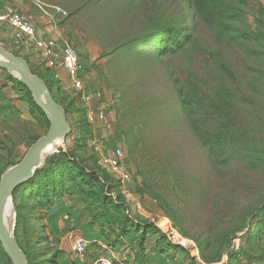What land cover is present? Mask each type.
Masks as SVG:
<instances>
[{
	"label": "rangeland",
	"instance_id": "obj_1",
	"mask_svg": "<svg viewBox=\"0 0 264 264\" xmlns=\"http://www.w3.org/2000/svg\"><path fill=\"white\" fill-rule=\"evenodd\" d=\"M38 1L49 6L60 7L67 12V16L58 17V24L63 30L65 39L77 52L81 71L87 69L86 74L89 69L95 71L93 86L99 90L90 105L92 110H89L87 103L80 95L68 97L67 101L60 100L64 104L73 100L74 108H85V113H78L76 116L66 114L74 127L73 134L52 145L45 160L54 157L61 150L73 149L75 138L85 135L87 138V134L80 133L79 129L84 128L86 124H91L93 138L84 141L86 148L78 149L80 156L85 158L91 167L94 165L93 159H96L97 163L106 169L115 181H118L106 167L102 166L99 153L94 150V146L97 142L101 148L108 149V153L121 149L124 153L123 170L131 175V180L127 183L126 193L122 191L121 186L120 190L132 204L133 212L140 216L142 210L146 208L139 207L136 203L143 204L146 201L148 207L158 211L160 216L154 213L152 216L147 215L162 230L163 220L160 219L167 218L166 210L147 193H139L143 184L142 179L146 178L166 202L177 210L175 215L180 229L169 217L167 219L174 228L173 233L168 232L173 242L187 249V251H180L179 255L186 258L196 256L199 261H202L198 244L185 238L183 233L203 244L207 239L220 241L223 234L241 225L246 214L250 213L258 203L264 201V162L257 165L251 158L234 157L225 167L216 169L200 141L190 131L187 118L181 114L174 86L176 82L187 84L189 80L196 79L204 90L208 86H216L225 76L219 67V54L224 56L246 83L247 75L251 74L253 61L234 41H230L229 38L220 40L213 27L195 19L192 11H187L190 0H147L144 5H140L141 7L137 6L139 7L137 11L135 8L123 16L119 25H115L116 22H114L107 26L98 24L95 19L97 14L93 12V9L73 14L76 0ZM79 1L81 3L83 0ZM245 1L248 20L252 23L259 9H264V0ZM158 7L165 8L167 14L173 18L184 19L181 26L187 28L193 36L192 44L188 46V49L161 60L152 56L143 58L137 65L127 56L116 59V55L122 53L120 45L126 35L136 33L133 32L136 28L135 20L141 15L143 18L145 14H150ZM0 46L6 48L3 44ZM6 49L13 54L19 53L18 56H21V48L16 44L15 48L7 46ZM117 84L121 86L115 88ZM126 85L129 90L124 107L120 99L121 91L125 90ZM242 90L241 95L251 96L255 106L243 103L238 105L240 118L238 130L241 133L246 132L247 142L256 143L264 152L263 94L260 91L255 94L247 86H244ZM148 99L151 107L146 108L143 104ZM159 102L161 104H158ZM133 107H136V112L141 108H144V111L141 114H133ZM151 109H154L155 113ZM115 110L118 111L117 115ZM91 111L93 121L90 119ZM100 112L105 115L104 120L98 118ZM127 112L129 116L123 121V130L128 124L132 125L135 137L133 142L141 139L130 153L124 141L120 142L115 138V133L119 129L117 118H121ZM137 120H140L139 126L135 125ZM37 122L36 119L34 122L25 121L19 115L3 117V119L0 117V170L6 171L20 163L29 148L36 142L32 143L34 137L41 138L47 133L49 128ZM40 222L44 224L45 231L36 234L35 249L39 254H45L44 258H50L54 250L60 249L61 238L57 237L59 245L56 242L45 241V235L52 232L49 215H43ZM40 222L38 219L34 221L35 229ZM256 222L254 227L257 225ZM245 233L246 231L240 233L233 241L232 251L241 252L246 242ZM259 238L261 245L264 246V231ZM147 245L149 246L148 241ZM67 249L72 253L71 260H78L73 246H68ZM99 254H101L99 251L93 254L87 251L81 262L96 264L101 258ZM68 258L65 256V259ZM239 259L241 264L246 263L244 257ZM113 262L119 264L116 260ZM218 264H228V259L225 257Z\"/></svg>",
	"mask_w": 264,
	"mask_h": 264
},
{
	"label": "trees",
	"instance_id": "obj_2",
	"mask_svg": "<svg viewBox=\"0 0 264 264\" xmlns=\"http://www.w3.org/2000/svg\"><path fill=\"white\" fill-rule=\"evenodd\" d=\"M146 1L83 0L80 3L79 0H76L73 14L93 9V12L97 14L95 19L98 24L107 26L116 22L115 25H119L123 16L135 8L137 11V8L144 5ZM138 5L139 7H137ZM187 11H192L193 16L199 22L213 27L220 40L229 38L230 41H234L241 48V51L253 61V66L251 67V74L247 75L246 83H244L241 75L231 67L222 54H219V67L225 76L216 86H208L204 90L198 79L189 80L187 84L176 82L174 88L181 107V114L187 118L190 131L200 141L216 169H222L234 157H248L253 163L259 165L264 162V152L256 143L247 142L246 132H239L238 105L243 103L244 105L255 106V101L252 100L251 96L241 95L244 86L254 91L255 94L260 91L264 98V9H259L258 15L252 23H249L248 20L245 0H190ZM138 12L140 15L142 14L140 10ZM55 14L57 19L62 17L60 14ZM135 21L136 28L133 32L136 33L126 35L120 45L122 53L117 54L116 59L120 56H127L130 61H135L137 65L141 63L143 58L150 56L161 60L170 55L183 53L192 44L191 32L181 26L184 19L173 18L167 14L165 8L153 9L150 14H145L143 18L141 15ZM15 55L18 56L19 53H15ZM33 73L45 82L55 101L65 108L66 114L76 116L78 113H85V108H74L73 100L65 102V104L61 102L60 100L67 101L68 98L61 94L59 86L55 88L54 84L49 83L44 76L34 70ZM8 79L13 83L15 91L24 94L23 99L29 104L33 118L38 121V124L48 129L50 127L49 121L34 103L30 92L18 79L11 76ZM120 86L117 84L115 88ZM3 88L0 86V117L7 112L19 113L9 103ZM128 90L129 87L126 85L125 90L121 91L120 100L124 107ZM143 106L151 107L149 99ZM135 108L133 107V114H141L144 111V108H141L136 112ZM151 110L155 113L154 109ZM116 113L118 111L115 110ZM128 113L123 114L121 118L116 117L119 129L115 133V138L120 142L124 141L130 153L141 139L133 142L135 137L133 136L132 125L128 124L123 130V121L129 116ZM120 124L122 125L120 126ZM135 125L139 126L140 120H137ZM79 130L80 133H86L87 138L86 135L75 138L73 149L61 150L54 157L47 159L44 167L13 194L16 210L15 236L29 264H85L80 260L65 259V253L60 249L54 250L50 258H44L45 254H39L35 249L36 234L45 231L44 224H41L40 220L42 221L43 215L46 214L49 215L52 232L45 235V241L56 242L59 245L57 239L61 235L58 227L59 213L55 208L65 198H70L75 206H83L88 214L90 223L80 228L87 237L91 234L92 238L96 239L94 237H97V234L94 229L98 228L103 231L102 235L104 231L113 232L116 236V242L120 246L124 244V239L133 244L134 264H149L146 246L150 235L157 237L158 247L162 251L170 249L184 251L182 246L173 242L171 234L161 230L152 218H142L133 212L132 204L120 190V183L115 181L110 173L97 163L96 159H93L94 165L91 167L87 160L80 156L78 149L86 148L84 141L93 138V131L91 124H86L84 128ZM39 138L34 137L32 143ZM104 150L105 153H108V149L105 148ZM4 171L0 170V178ZM142 183L139 193H147L148 196L158 201L166 210L167 218L169 217L179 228L175 215L177 210L166 202L146 178L142 179ZM82 217L83 214L81 213L79 216H70V219L77 222ZM37 219L41 225L39 224L38 228L35 229L34 221ZM257 220L258 222H256ZM255 222L257 225L254 227ZM162 226L169 227L166 221H162ZM75 228L76 226L73 229ZM245 231L246 242L241 248V252L232 251L233 241ZM263 231L264 201L258 203L251 209L250 213L246 214L241 225L223 234L220 241L207 239L202 244L185 233L183 236L198 244L202 264H218L225 257L228 259V264H241L240 257H244L246 262H242V264H264V246L261 245L259 238ZM93 241L90 248L101 250ZM189 259L192 264L197 263L193 257L189 256ZM238 260L239 262H237ZM0 264H12L1 243Z\"/></svg>",
	"mask_w": 264,
	"mask_h": 264
},
{
	"label": "crops",
	"instance_id": "obj_3",
	"mask_svg": "<svg viewBox=\"0 0 264 264\" xmlns=\"http://www.w3.org/2000/svg\"><path fill=\"white\" fill-rule=\"evenodd\" d=\"M37 1L38 0H0V13L20 11L22 15L26 17V19L34 26L39 39L45 42L54 39L57 41L58 49L61 50L64 45L63 40L61 39V35L63 36V30L58 24V19H56L55 16L56 14L48 8L44 11L41 10L37 5ZM17 35V32L10 26L0 25V44H3L6 46V48L7 46L15 48ZM21 56L30 62L29 65L32 71L34 70L38 74L44 76L49 83L54 84L55 88L59 86L60 92L64 97L68 98L75 97L76 95L79 96L73 92L72 80L66 69L61 65H58L56 68L47 67L41 50L36 49L31 44H28L25 48H21ZM88 71L89 72L87 74L85 73L87 72V69L83 70V72L81 71L80 79L83 82L85 93H88L94 98V96L97 95L99 91L95 88V86H93V80L95 79L93 74L95 71L92 69H89ZM10 76L14 77V75L7 70L0 69V86L4 87L3 92L9 99V103L19 113L12 114L7 112L1 116V119H3V117L19 115L25 121L34 122L33 115L30 111V106L26 100L23 99L24 94L22 92L15 91L13 83H11L8 79ZM136 204L139 207L144 206L146 209L149 208L148 210H142L140 217L149 218L150 216L147 214L152 216V213L158 217L160 216L158 211L148 207L146 201H144L143 204H140L139 202ZM55 209L57 213H59L58 227L61 232V235L59 236V238H61L60 250L65 253V256H68L70 259H72V253L67 248L68 246H73L74 249L75 240L84 239L90 243H92V240H94L93 242H95L101 248V250H99V253H101L99 255H101V257L109 258L112 261L116 260V262L119 264H134V245L130 244L127 240L124 239V244L120 246L116 242V236L113 232L104 231L102 235L103 231L98 228L94 229L95 233L97 234V237H94L96 239H93L91 234L88 235L89 237L85 235V233L80 228L82 226L88 225L90 223V218L85 212L83 206H75L72 204L70 198H65ZM138 212L140 213V210H138ZM81 213L83 214V217L80 219V221L75 222L73 219H70V216H79ZM160 220L166 221L168 226L171 225V222L165 217H161ZM75 226L76 228L73 229ZM106 238L108 240H105ZM148 239L149 246L147 245L146 251L149 258V264H192L188 256L186 258L179 255L181 250L170 249L167 251H162L158 247L156 236L150 235ZM150 242L152 244H150ZM175 244L182 246L178 243ZM182 247L187 251L184 246ZM92 250L93 248H89L88 251L90 254L96 252L95 250H93L94 252ZM187 253H189V251ZM191 257L196 259L197 263L195 264L203 263L202 261H199L196 256Z\"/></svg>",
	"mask_w": 264,
	"mask_h": 264
},
{
	"label": "water",
	"instance_id": "obj_4",
	"mask_svg": "<svg viewBox=\"0 0 264 264\" xmlns=\"http://www.w3.org/2000/svg\"><path fill=\"white\" fill-rule=\"evenodd\" d=\"M0 69L7 70L30 92L36 106L47 117L50 127L28 150L23 160L6 169L0 180V243L12 264H29L15 236L16 210L13 194L28 183L45 165L47 152L59 140L73 134V125L66 117L65 108L57 103L45 82L33 73L29 62L0 46ZM46 154L44 155V153ZM11 206L14 221L11 231L5 225V209Z\"/></svg>",
	"mask_w": 264,
	"mask_h": 264
},
{
	"label": "built area",
	"instance_id": "obj_5",
	"mask_svg": "<svg viewBox=\"0 0 264 264\" xmlns=\"http://www.w3.org/2000/svg\"><path fill=\"white\" fill-rule=\"evenodd\" d=\"M37 5L41 10L51 9L53 12L62 16H67V12L57 6H49L41 1H37ZM0 25H8L17 32V39L15 44L19 48H25L28 44H31L36 49L41 50L45 59V64L49 68H56L58 65L63 66L68 72L72 80V88L74 94H78L87 103L89 110H92L90 106L93 102V97L88 93H85L83 82L80 79L81 66L79 64V58L75 49L64 39L63 47L58 49L57 41H43L38 38L37 32L34 26L24 18V16L17 11L1 12L0 13ZM93 112H90V119L93 121ZM98 118L104 120L105 115L103 113L98 114ZM94 150L99 153V158L102 166L106 167L119 181L121 189L124 193L127 192V183L131 180V175L123 170V158L124 153L121 149H117L112 153H105L101 145L96 142ZM165 233H173L174 228L172 225L165 229L161 226ZM91 243L84 239H77L74 242L75 257L82 261L86 256ZM227 258V257H226ZM96 264H114V262L106 257H101L97 260Z\"/></svg>",
	"mask_w": 264,
	"mask_h": 264
},
{
	"label": "bare ground",
	"instance_id": "obj_6",
	"mask_svg": "<svg viewBox=\"0 0 264 264\" xmlns=\"http://www.w3.org/2000/svg\"><path fill=\"white\" fill-rule=\"evenodd\" d=\"M45 154H46V152L44 153V155ZM4 215H5V225H6L7 229L9 231H11V229L13 227V221H14V211L10 205L5 209Z\"/></svg>",
	"mask_w": 264,
	"mask_h": 264
}]
</instances>
